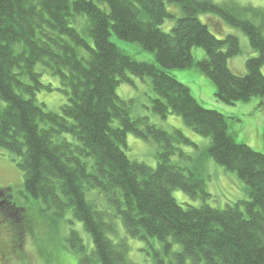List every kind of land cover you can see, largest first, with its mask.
I'll return each instance as SVG.
<instances>
[{
    "label": "trees",
    "instance_id": "trees-1",
    "mask_svg": "<svg viewBox=\"0 0 264 264\" xmlns=\"http://www.w3.org/2000/svg\"><path fill=\"white\" fill-rule=\"evenodd\" d=\"M167 5L181 11L169 33L162 26L175 14ZM203 15L249 38L258 57L247 61L246 74L228 64L242 52L239 38L218 39L200 20ZM81 18L88 24L74 27ZM216 32L225 34L223 28ZM112 34L154 54L155 62L135 60L111 42ZM195 47L207 58L195 62ZM193 68L212 81L215 98L226 105L263 98L264 10L235 0H0V101L6 103L0 109V148L18 158L28 196L55 218L72 213L91 236L90 246L79 231L66 239L79 264H133L126 241L109 237L117 234L119 221L133 239L162 244L171 260L153 249L155 264H264V154L236 143L227 118L205 109L169 73ZM45 73L59 78L67 96L61 114L37 103V93L52 91L42 83ZM129 74L150 79L156 114L181 117L210 140L199 166H190L193 159L183 147L197 145L183 132L132 117V103L117 94L121 84L131 83ZM129 134L160 145L156 169L126 155ZM209 158L236 173L248 201L225 209L207 204L212 195L203 176ZM175 190L202 205L182 206ZM94 192L114 209L112 215L88 199ZM175 245L181 250L173 251ZM55 256H46V264H61Z\"/></svg>",
    "mask_w": 264,
    "mask_h": 264
},
{
    "label": "rangeland",
    "instance_id": "rangeland-1",
    "mask_svg": "<svg viewBox=\"0 0 264 264\" xmlns=\"http://www.w3.org/2000/svg\"><path fill=\"white\" fill-rule=\"evenodd\" d=\"M235 1L264 10V0ZM167 9L175 14L174 20H168L162 26V29L169 33L175 26L176 20L180 18L181 11L175 5H167ZM213 18L217 19L214 15H203L201 21L208 24L210 31L218 39H222L226 34H234L239 38L242 52L239 56L230 59L228 64L232 72L240 75L246 74L247 61L257 58L258 53L252 49L249 38L243 31L226 24L218 25L216 24L217 20ZM84 24L86 25V19L81 18L73 26L82 28ZM219 28H223L225 34H218L216 29ZM111 42L137 61L155 62L154 54L144 50L138 44L123 41L115 34H112ZM192 55L195 62L207 58L206 52L198 47L192 49ZM41 70L40 66L38 71ZM262 71L264 73V68ZM169 73L180 83L189 87L193 97L205 109L219 112L227 118L229 133L236 143L245 144L254 151L264 154V107H258L260 103L264 102V97L253 98L249 103L240 102L235 105H226L215 98L214 84L197 68L170 70ZM129 77L131 83L121 84L117 89V94L123 100L132 103V117H147L151 123L167 131L171 132L176 129L183 132L197 145V149L183 147L184 152H188L193 159L190 166H199L201 161H205L210 140L194 133L185 125L181 117L170 115L165 120L161 118L152 109L153 101L157 99V96L152 91L150 79L141 80L131 74ZM42 83L51 86L52 91L43 90L37 93V103L43 106L46 111L61 114L62 107L67 104V96L62 92L63 88L59 78L45 73ZM5 106L6 103L0 101V109ZM117 125V123L114 124V127ZM42 127L48 128L44 124ZM65 138L73 142L71 136L67 135ZM127 145L128 148L124 151L131 160L145 163L154 169L157 168L158 153L161 151L157 142L153 140L147 142L129 134ZM17 160L18 158L10 152L0 148V191H2L0 192V264H46L45 257L49 254L52 256L58 254L61 264H79L78 255L71 252L66 239L70 231H79L86 244L90 246L92 244L91 236L84 231L81 223L72 219V213H67L63 218H55L41 202L28 196L24 189V174L18 167ZM206 163H208L207 178L204 176L203 178L206 182V191L212 195L207 201L208 205L217 209H225L227 205L249 200L247 187L236 173L226 171L211 158ZM173 196L184 207L202 205L201 201L191 199L181 190H175ZM102 198L103 200H99L98 192H94L88 197L94 201L97 210L112 215L114 209L109 206L104 197ZM27 225H30L28 229ZM116 225L117 234L109 237L115 243L126 241L130 248L129 259L133 264H155L153 249L158 251L159 256L171 260L168 255L163 253L162 244L157 239H149L148 242L133 239L127 234L120 221ZM179 250H181V246L175 245L173 251ZM189 264H191L190 261Z\"/></svg>",
    "mask_w": 264,
    "mask_h": 264
},
{
    "label": "bare ground",
    "instance_id": "bare-ground-1",
    "mask_svg": "<svg viewBox=\"0 0 264 264\" xmlns=\"http://www.w3.org/2000/svg\"><path fill=\"white\" fill-rule=\"evenodd\" d=\"M239 4H241V3H239ZM241 5H247V4H241ZM255 8V7H254ZM257 9H260V8H257ZM261 10H263V9H261ZM201 18H202V16H200V20H201ZM86 24H88L87 23V21H86ZM206 25H208V24H206ZM209 27V26H208Z\"/></svg>",
    "mask_w": 264,
    "mask_h": 264
}]
</instances>
